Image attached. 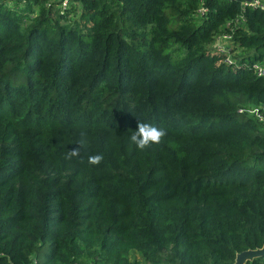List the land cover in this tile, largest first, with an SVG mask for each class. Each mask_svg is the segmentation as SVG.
<instances>
[{
    "label": "trees",
    "instance_id": "trees-1",
    "mask_svg": "<svg viewBox=\"0 0 264 264\" xmlns=\"http://www.w3.org/2000/svg\"><path fill=\"white\" fill-rule=\"evenodd\" d=\"M243 1L0 0V264L262 248L264 10ZM139 120L167 135L138 149Z\"/></svg>",
    "mask_w": 264,
    "mask_h": 264
},
{
    "label": "clouds",
    "instance_id": "clouds-1",
    "mask_svg": "<svg viewBox=\"0 0 264 264\" xmlns=\"http://www.w3.org/2000/svg\"><path fill=\"white\" fill-rule=\"evenodd\" d=\"M81 137L83 138L85 133L81 132ZM167 135V130L165 128L156 126L150 122H142L139 120L137 128L132 132L130 136V141L140 150H144L153 144H159L162 139ZM84 144V140L81 139L78 142V146L71 149L65 156L66 159L71 160L74 157L80 156V147ZM103 155L97 153L88 156V163L93 165H98L102 162Z\"/></svg>",
    "mask_w": 264,
    "mask_h": 264
},
{
    "label": "built area",
    "instance_id": "built-area-1",
    "mask_svg": "<svg viewBox=\"0 0 264 264\" xmlns=\"http://www.w3.org/2000/svg\"><path fill=\"white\" fill-rule=\"evenodd\" d=\"M242 6H247L252 9H262L264 10V0H244L242 2ZM229 35H221L217 38L214 47L217 51H223L226 45L228 44ZM253 69L257 75H264V67L255 64L253 66ZM241 111V110H240ZM247 112L249 114H252L258 121H261L264 123V117L261 113L258 112L256 108L248 109Z\"/></svg>",
    "mask_w": 264,
    "mask_h": 264
},
{
    "label": "water",
    "instance_id": "water-1",
    "mask_svg": "<svg viewBox=\"0 0 264 264\" xmlns=\"http://www.w3.org/2000/svg\"><path fill=\"white\" fill-rule=\"evenodd\" d=\"M262 254H264V244H263L262 248H260V249L246 250V251L238 253L234 259V264H241L242 259L244 257H254V256L262 255Z\"/></svg>",
    "mask_w": 264,
    "mask_h": 264
},
{
    "label": "rangeland",
    "instance_id": "rangeland-1",
    "mask_svg": "<svg viewBox=\"0 0 264 264\" xmlns=\"http://www.w3.org/2000/svg\"><path fill=\"white\" fill-rule=\"evenodd\" d=\"M131 258H136L135 254L130 255Z\"/></svg>",
    "mask_w": 264,
    "mask_h": 264
}]
</instances>
